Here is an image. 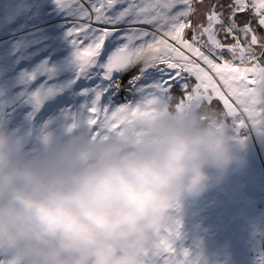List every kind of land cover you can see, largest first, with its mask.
I'll return each mask as SVG.
<instances>
[{"label": "snow or ice", "instance_id": "1", "mask_svg": "<svg viewBox=\"0 0 264 264\" xmlns=\"http://www.w3.org/2000/svg\"><path fill=\"white\" fill-rule=\"evenodd\" d=\"M37 48L45 59H24ZM66 66L72 127L123 135L174 100L230 122L243 142L264 125V0H3L0 82L21 73L39 109L66 91ZM179 234L178 219L159 230L145 264H190L174 248Z\"/></svg>", "mask_w": 264, "mask_h": 264}, {"label": "clouds", "instance_id": "2", "mask_svg": "<svg viewBox=\"0 0 264 264\" xmlns=\"http://www.w3.org/2000/svg\"><path fill=\"white\" fill-rule=\"evenodd\" d=\"M241 144L230 122L172 101L106 139L70 125L31 149L0 128V255L15 264H145L179 201L243 163Z\"/></svg>", "mask_w": 264, "mask_h": 264}, {"label": "rangeland", "instance_id": "3", "mask_svg": "<svg viewBox=\"0 0 264 264\" xmlns=\"http://www.w3.org/2000/svg\"><path fill=\"white\" fill-rule=\"evenodd\" d=\"M40 43L41 39L37 38L35 44ZM42 51L37 48L30 57L24 59H35V63L39 64L45 59ZM58 71V80L66 91L48 99L45 103L49 102L50 105L65 102L74 95L70 80L72 69L66 66L58 68ZM14 80L15 83L10 86L0 82V125L5 120L4 107L10 106L8 117L17 115V122L21 124L22 121L30 120L25 136L21 135V141L26 144L31 139L37 148L50 135L43 133L42 127L33 126L36 113L32 116L31 109L34 112L38 109L31 100V89L23 83L21 73L17 72ZM9 88L23 91L13 96L5 95ZM68 108L69 105L58 114L61 122L53 129L54 135L62 134L71 125ZM240 136L244 137L241 144L243 163L230 168L223 179L214 182L199 197H185L178 203L181 211L177 208L174 220L178 219L183 227L178 237L185 236L188 230L193 243L196 241L197 246L206 248L199 260L190 264H264V125L249 126ZM190 245L191 242L186 241V247L181 248L182 253H188ZM185 259L191 261L193 255Z\"/></svg>", "mask_w": 264, "mask_h": 264}, {"label": "trees", "instance_id": "4", "mask_svg": "<svg viewBox=\"0 0 264 264\" xmlns=\"http://www.w3.org/2000/svg\"><path fill=\"white\" fill-rule=\"evenodd\" d=\"M229 42H231V41H229ZM14 83H15V80L12 82V85ZM14 89H16V88H12L11 90L9 88L8 91L5 93V95L7 94L8 96H13V95H16L17 93L21 94L22 93L21 91H23L21 89L14 91ZM23 94L27 95L24 92H23ZM5 95H3L2 97H4ZM172 102L175 103L174 100ZM64 103L65 102H58L57 103L58 108H57V105H53V104L50 105L48 102V103H45L42 107H40L35 112L33 111V109H31L32 116L34 113H36L35 116H33L34 122H35L33 126L36 125V126L42 127L43 133H45L46 135H50V136L54 135L53 129L55 128V126H58V124L61 122L60 118H58V114L62 111V109L64 111L68 107V105L64 104ZM214 107L218 109L220 107V105L218 103H216V104H214ZM4 110L7 112V114H6V112L3 113V117H5V120L3 123L6 126H4L2 123V125H0V128H7L9 130L14 131L16 136H18L19 138H21V135L25 136L24 134L28 129L27 124L30 122V120L22 121V124H21L20 122H17V119H18L17 115H16L17 117L14 115L12 118L7 116L9 114L10 106L4 107ZM0 116H1V114H0ZM60 125H62V124H60ZM28 141H29L28 143H30V144L28 145V143H26L25 145L28 148L34 149L35 148V142L33 140L31 141V139H28ZM178 210H179V207H178ZM179 211H181V209ZM182 230H183V227L180 226V233L182 232ZM184 234H185V236H182L180 238L177 237V239L174 241V248L176 249V252H177L179 258L185 259L186 257L184 256V253H182L181 248H182V246L184 248L186 241L189 240L191 242V245L189 247L190 251L192 250L194 252L191 253L189 251L187 257L190 259V255H193V259L191 261H189L190 263H193L194 261L199 260L200 254L204 253L206 248L197 246L196 241L193 243V240H192L190 234L188 233V230ZM186 238H187V240H186Z\"/></svg>", "mask_w": 264, "mask_h": 264}]
</instances>
